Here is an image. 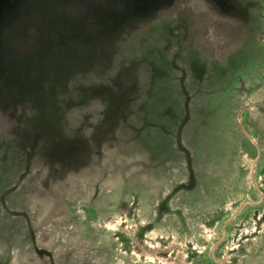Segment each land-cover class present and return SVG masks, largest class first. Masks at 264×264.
<instances>
[{"label": "rangeland", "instance_id": "obj_1", "mask_svg": "<svg viewBox=\"0 0 264 264\" xmlns=\"http://www.w3.org/2000/svg\"><path fill=\"white\" fill-rule=\"evenodd\" d=\"M0 264H264V0H0Z\"/></svg>", "mask_w": 264, "mask_h": 264}]
</instances>
